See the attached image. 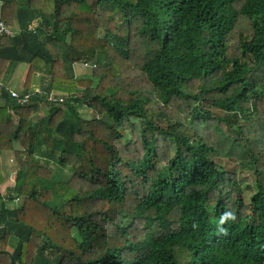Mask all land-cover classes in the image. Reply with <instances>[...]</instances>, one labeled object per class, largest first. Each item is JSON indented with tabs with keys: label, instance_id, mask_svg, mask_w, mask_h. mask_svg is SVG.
Instances as JSON below:
<instances>
[{
	"label": "trees",
	"instance_id": "1",
	"mask_svg": "<svg viewBox=\"0 0 264 264\" xmlns=\"http://www.w3.org/2000/svg\"><path fill=\"white\" fill-rule=\"evenodd\" d=\"M0 8V264H264V0Z\"/></svg>",
	"mask_w": 264,
	"mask_h": 264
},
{
	"label": "rangeland",
	"instance_id": "2",
	"mask_svg": "<svg viewBox=\"0 0 264 264\" xmlns=\"http://www.w3.org/2000/svg\"><path fill=\"white\" fill-rule=\"evenodd\" d=\"M0 15H1V8H0ZM108 51L109 53H112L113 49L110 47ZM77 58H78L77 62L74 65L75 73L77 76H84L85 74H91L93 68L95 67L96 63L99 60V57H97V55L95 57L90 56L87 58L83 52L79 53ZM26 72H27V66L25 65L24 68L20 67L19 70L17 71V74L14 76V78H12V82H11L13 83L12 86H15L14 88L17 92H20L23 89L24 76L26 75ZM34 79L35 80H34L33 89L35 91L40 90L41 89L40 77L37 76ZM56 93L58 94V92ZM60 97H62L63 100L62 101L59 100V102H53L55 105L64 104L66 97L64 96H60ZM47 106L48 107L50 106L48 102H45L43 105H41L40 110L38 111L37 114H39V116L40 115L43 116L47 111ZM81 111L86 115L91 114L90 110H88L87 108H83L81 109ZM0 161H3L1 163L2 165H7V167L3 169L4 171L7 170L8 172L9 171L12 172L13 170H15L16 166L13 161V157L11 158V156H6L5 160L0 159ZM250 176L251 178H253L251 174ZM251 181L253 182L254 179H251Z\"/></svg>",
	"mask_w": 264,
	"mask_h": 264
},
{
	"label": "built area",
	"instance_id": "3",
	"mask_svg": "<svg viewBox=\"0 0 264 264\" xmlns=\"http://www.w3.org/2000/svg\"><path fill=\"white\" fill-rule=\"evenodd\" d=\"M14 31L12 28H10L5 21L0 17V35H13ZM3 86L2 83H0V94L2 92L1 87ZM7 90L11 93V95L15 98L18 99L19 102L21 103H25L28 100H30L31 96L33 94L39 93L40 95H42L43 93L40 90H37L35 92H29L27 94H25L24 96H21L20 92H17L15 89L7 86ZM48 100L51 102H59L62 101V97H56L53 93H50L48 95Z\"/></svg>",
	"mask_w": 264,
	"mask_h": 264
},
{
	"label": "clouds",
	"instance_id": "4",
	"mask_svg": "<svg viewBox=\"0 0 264 264\" xmlns=\"http://www.w3.org/2000/svg\"><path fill=\"white\" fill-rule=\"evenodd\" d=\"M228 215H230V214H228ZM233 218H234V217H233ZM221 222H223V220H222Z\"/></svg>",
	"mask_w": 264,
	"mask_h": 264
}]
</instances>
